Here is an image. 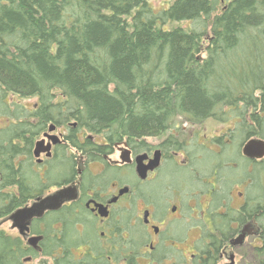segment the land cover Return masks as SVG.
<instances>
[{
    "label": "trees",
    "instance_id": "obj_1",
    "mask_svg": "<svg viewBox=\"0 0 264 264\" xmlns=\"http://www.w3.org/2000/svg\"><path fill=\"white\" fill-rule=\"evenodd\" d=\"M217 106L255 107L264 137V0H0V217L49 187L15 164L52 123L133 140ZM11 246L0 264H22Z\"/></svg>",
    "mask_w": 264,
    "mask_h": 264
},
{
    "label": "flooded vegetation",
    "instance_id": "obj_2",
    "mask_svg": "<svg viewBox=\"0 0 264 264\" xmlns=\"http://www.w3.org/2000/svg\"><path fill=\"white\" fill-rule=\"evenodd\" d=\"M255 113L217 106L199 122L179 117L155 142L76 131L72 143L75 123L49 126L39 140L50 149L36 157L34 141L32 162L15 165L34 169L49 186L40 196L77 185L78 198L33 218L25 234L3 223L0 238L11 240L22 264L39 255L40 264H264V156L243 152L249 140H264ZM211 122L227 128L209 136ZM156 154L157 166L142 178L138 161L149 165ZM32 237H41V250Z\"/></svg>",
    "mask_w": 264,
    "mask_h": 264
},
{
    "label": "water",
    "instance_id": "obj_3",
    "mask_svg": "<svg viewBox=\"0 0 264 264\" xmlns=\"http://www.w3.org/2000/svg\"><path fill=\"white\" fill-rule=\"evenodd\" d=\"M225 2V0H220ZM55 128V125L52 124L50 131ZM50 139H53L54 142L58 140L56 135H46ZM45 139L38 140L35 145L34 154L36 157L50 149V146L44 147ZM243 152L246 156L252 159H261L264 156V140L261 138H253L249 140L243 149ZM50 153V151L48 152ZM159 153V152H157ZM159 157L155 158L150 162L149 165H144L140 161L137 164V170L142 178H145L147 172L155 168L158 164ZM79 192L77 185H68L61 188H58L55 191H52L46 195L38 196L36 199L32 200L30 205H26L23 208H19L12 212L9 216L5 217L0 221V225L7 221L12 222V227H17L22 234H25L28 230V225L31 223L33 218L41 217L47 210H57L65 202L73 201L78 198ZM41 237H32L29 239V244L32 245L35 249L41 250V247L38 245Z\"/></svg>",
    "mask_w": 264,
    "mask_h": 264
},
{
    "label": "rangeland",
    "instance_id": "obj_4",
    "mask_svg": "<svg viewBox=\"0 0 264 264\" xmlns=\"http://www.w3.org/2000/svg\"><path fill=\"white\" fill-rule=\"evenodd\" d=\"M173 0H150V3L152 5V7L154 8L155 11H158L160 10L162 7H166L168 6V4L170 2H172ZM209 44V37H206L204 40H203V53L201 54L203 57H205L207 55V45ZM21 101L23 104H26L30 109H32L33 107V104L36 103L37 101V98H29V99H18L17 97L15 96H10V102L13 103L14 101ZM1 118V116H0ZM219 122V121H217ZM217 122H211L208 124V135H215V134H220L222 131L221 130H226L227 126H224L220 123H217ZM0 125H2V123L0 122ZM47 130V129H46ZM170 130V129H169ZM167 130V131H169ZM166 131V132H167ZM41 134L35 138V141L39 140L41 137ZM149 142H155L154 141V137H150L149 138ZM236 147V146H235ZM232 157L233 158H239V153L238 151H234L232 154ZM240 174V173H239ZM201 202H206L207 200L203 197V198H200L199 199ZM2 228H5V229H9V223L8 224H5ZM42 256H38L31 264H37V263H41V260H42Z\"/></svg>",
    "mask_w": 264,
    "mask_h": 264
},
{
    "label": "bare ground",
    "instance_id": "obj_5",
    "mask_svg": "<svg viewBox=\"0 0 264 264\" xmlns=\"http://www.w3.org/2000/svg\"><path fill=\"white\" fill-rule=\"evenodd\" d=\"M227 0H225V2H226ZM179 117H186V118H188L187 116H185V115H181V114H178L176 117H175V119H174V123H176L177 122V120H178V118ZM52 124H54V123H52ZM172 127V126H171ZM170 127V128H171ZM164 132H162V133H160L159 135H157V136H160V135H162ZM154 137H156V136H154ZM145 138H150V137H145ZM211 156H209V158H210Z\"/></svg>",
    "mask_w": 264,
    "mask_h": 264
}]
</instances>
